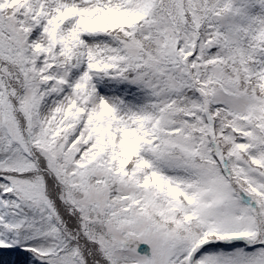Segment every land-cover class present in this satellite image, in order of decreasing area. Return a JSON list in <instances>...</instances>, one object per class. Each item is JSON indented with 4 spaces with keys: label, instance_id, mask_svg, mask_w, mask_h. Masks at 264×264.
Returning <instances> with one entry per match:
<instances>
[{
    "label": "snow or ice",
    "instance_id": "6c2138e0",
    "mask_svg": "<svg viewBox=\"0 0 264 264\" xmlns=\"http://www.w3.org/2000/svg\"><path fill=\"white\" fill-rule=\"evenodd\" d=\"M0 264H264V0H0Z\"/></svg>",
    "mask_w": 264,
    "mask_h": 264
},
{
    "label": "rangeland",
    "instance_id": "374dc122",
    "mask_svg": "<svg viewBox=\"0 0 264 264\" xmlns=\"http://www.w3.org/2000/svg\"><path fill=\"white\" fill-rule=\"evenodd\" d=\"M11 255H12V254H10V253H5V254H4L5 258L10 257Z\"/></svg>",
    "mask_w": 264,
    "mask_h": 264
}]
</instances>
